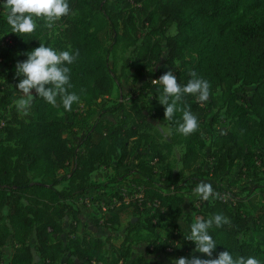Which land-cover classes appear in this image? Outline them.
I'll use <instances>...</instances> for the list:
<instances>
[{"label":"trees","instance_id":"1","mask_svg":"<svg viewBox=\"0 0 264 264\" xmlns=\"http://www.w3.org/2000/svg\"><path fill=\"white\" fill-rule=\"evenodd\" d=\"M69 5L70 15L61 19L64 28L51 40L49 28L42 20L37 21L34 34L24 36L12 33L6 21L7 13L0 20V53L5 58L0 68V108L13 105L22 95L16 88L19 83L16 67L9 60L13 48L20 61L26 60V54L41 43L56 51H69L73 55L79 52L75 63L68 65L73 85L69 92L80 96L71 111L64 109L59 98L54 107L34 96L31 108L37 112L36 117L14 118L8 123L0 117V205L9 206L1 240L5 242L11 237L13 242V252L6 264L150 262L147 254L132 256L127 244L130 233L117 245L112 243V232L99 235L93 231L81 236L68 232L64 225L66 218L81 221L82 210L76 203L83 194L106 186V183L93 182V173L111 167L119 171L134 154L143 158L146 151H141L139 145L145 137L146 143L156 150V156L164 157L154 147L149 132L142 130L150 124V117L168 123L171 141L164 144L168 151L174 143L184 144L180 174L194 171L199 158L205 154L206 139L200 130L187 137L178 132L183 122L182 112L177 111L172 120H165L163 105L152 106L146 100L133 103V98L125 97L107 106L104 114L111 116L96 120L77 145L67 143L64 132L70 126L69 121L77 119L79 103L91 106L95 100L114 92L119 76L110 58L119 47L131 50L133 62L141 66L162 60L166 68L155 74L161 76L170 70L181 86L188 83L192 78L189 73L195 71L211 86L209 103L216 97L215 90L221 88L220 98L235 126L222 128L213 136L209 155L213 165L203 172L227 186L219 187L220 198L200 200L190 212L176 186L172 192H166L164 189L170 186L156 185L148 177L138 180L143 185L144 197L137 201L141 205L136 208L137 213L144 212L142 205L150 199L158 204L153 217L159 216L165 207L172 214V222L177 225L184 222L189 232L196 217L207 220L223 214L231 224L209 230L217 243L214 257L229 251L234 258L255 257L264 264V246L245 238L254 221L264 217L256 218L246 212L244 198L232 189L239 178L256 175L264 166V0H128L127 9L119 10L111 9L108 0L94 3L69 0ZM241 10L244 15L238 17ZM171 26L175 31L168 33ZM106 27L112 32L110 45H104L98 35ZM190 51L197 55L193 64L188 60L192 67L177 66L176 61ZM154 79L151 76L130 90V95L140 91L158 100L163 87L153 85ZM248 87H253L252 93ZM179 107H189L195 113L203 103L196 97L185 96ZM59 169H66L64 175L58 174ZM234 169L238 173L231 176ZM65 181L67 185L58 188ZM257 188L254 186L252 190ZM120 216L121 211L113 213L104 225L119 222ZM133 220L128 227L140 224ZM31 235L34 245L29 242ZM170 247H174V241L169 238L153 239L147 246L150 252L167 257L173 254L168 250ZM35 251L39 252V260ZM0 264L5 263L0 261Z\"/></svg>","mask_w":264,"mask_h":264},{"label":"rangeland","instance_id":"2","mask_svg":"<svg viewBox=\"0 0 264 264\" xmlns=\"http://www.w3.org/2000/svg\"><path fill=\"white\" fill-rule=\"evenodd\" d=\"M91 2L94 3L95 0H91ZM127 2L128 0H108V6L113 10L127 9ZM3 3L4 1H2L1 5ZM6 13L7 11L0 7V20L5 17ZM242 15H244L243 10L239 12L238 17ZM64 26L60 20L54 28L49 29L50 40L57 36L60 29L64 28ZM174 31L175 27L171 26L168 33ZM98 35L104 45L111 44L112 32L108 27L100 31ZM10 53L9 60L16 67L17 62L20 61L19 55L15 52V48ZM196 57V53L190 51L183 59L176 61L177 66L191 68V64L196 61ZM133 59L134 55L131 50H125L122 47H119L111 55L110 63L116 70L119 81L111 95L95 100L91 106H87L83 102L79 103L76 109L78 114L77 119L69 121L70 126L64 132V138L70 146L77 145L79 140L83 139L89 130L92 129L96 120L111 116L109 113L104 114L105 108L118 102V100L120 101L121 98H133V103L146 100L149 105L162 106L159 100H155L150 94H141L138 91L132 92L133 96L130 95V90L141 86L151 76L155 77L154 80H158L160 75H156L155 73L157 70L166 68L164 63L162 60H153L149 64L141 66L133 62ZM188 60H191L192 63L188 64ZM4 61L5 58L0 53V68L4 65ZM247 90L249 93H252L253 87H248ZM221 93L222 89L217 88L215 90L216 97L213 99V102L203 103V107L193 113L197 116L199 130L206 139L205 154L199 158L194 171H184L183 174L179 173L183 168L181 157L185 152L184 144L174 143L171 150L168 151L164 146L165 142L171 141V131L168 123L162 122L155 117H150V126L145 125L142 130L146 129L149 132L151 136L150 140L154 142V147L160 150L164 157L156 156V150L152 149L150 143H146L145 137L139 145L141 151H146V155L143 158L140 159L134 154L119 171L111 167L101 168L94 172L92 176L93 182L106 183V186L102 189H90L78 199L76 204L82 210V219L77 222L72 218H66L64 220L66 230L72 232V234H79L81 236L90 232H95L99 235L110 234L112 232L114 238L112 239V243L117 245L121 244L125 235L130 233L131 240L127 244L130 245L132 256L137 257L147 254L150 258V262L147 264H172V261L175 259L180 257L191 258L192 255L207 258L201 253L194 252L195 244L185 239V235L190 233L188 227L184 222H180L178 225L172 222V214L167 208L162 207L161 214L153 217L156 213L155 206H158V204L148 199L142 205L144 212L142 214L137 213L136 208H141V205L139 206L137 201H140L144 197L143 185L138 180H146L148 177L153 178L156 181V185L163 184V186L171 187L170 189H164L166 192H172L176 186L178 192L185 197V206L190 212H193L194 207L202 200L193 194V189L199 183H210L217 193L220 192L219 187L227 188L226 185H222L203 173L213 165L212 159L209 157L210 152H212L211 142L213 136L222 128H235L233 120L227 115L225 103L220 98ZM36 116L37 112L32 108L28 116L20 115L15 107V103L0 108V117L7 123L14 118L29 120V118ZM210 129L211 132L209 131ZM65 172L66 169L58 170L59 175H64ZM237 173V169H234L231 176H235ZM256 173V175L250 174V176L239 178L237 185L232 189L238 193V197L244 198L246 204L244 210L252 213L257 218L259 215L264 217V195L262 193L264 191V166L260 167ZM66 185L67 182L65 181L60 183L58 188L63 189ZM254 186H258V188L252 190ZM115 202L117 204L113 207ZM8 211V205H0V261L5 264L13 252L11 237H8L5 242L1 240ZM119 211H121L119 222L114 224L108 223V227L105 226L106 219ZM134 217L136 219L133 223L140 222V224L137 227L130 228L128 227L129 222ZM164 238L174 241V247L168 249L170 252H173L171 256L167 257L162 253L155 254L148 250L147 246L151 240H162ZM245 238L256 241L264 246V220L256 219L249 235ZM34 241L31 235L29 242L34 245ZM108 246L110 247V244ZM35 256L37 260L40 259L39 252L35 251Z\"/></svg>","mask_w":264,"mask_h":264},{"label":"clouds","instance_id":"3","mask_svg":"<svg viewBox=\"0 0 264 264\" xmlns=\"http://www.w3.org/2000/svg\"><path fill=\"white\" fill-rule=\"evenodd\" d=\"M7 11L6 21L12 33L19 36L32 35L37 28V21L42 20L45 26L52 29L62 18L69 16L71 8L69 0H4L0 5ZM27 59L16 64V76L19 83L16 88L23 94L14 101L18 113L28 116L34 96L43 98L52 106H57L58 98L65 110L71 111L74 103L80 101V96L69 92L71 83V69L68 65L75 63L79 57L69 51H56L41 43L38 48L28 52ZM192 77L188 83L181 86L172 71L165 72L158 80H152L153 85H162L163 92L158 96L159 103L165 107V120H172L177 111L182 112L183 122L178 126V132L185 137L199 130L197 116L189 107H179L185 96L196 97L198 102H207L210 98V84L198 77L195 71L189 73ZM35 93V95H34ZM159 126V125H157ZM193 194L204 201L220 198L210 183L201 182L194 189ZM231 221L223 214H215L207 220L196 217L190 226V233L185 239L195 244L194 252L201 253L207 258L192 255L191 258L180 257L172 264H260L255 257L234 258L229 251H222L214 257L217 247L216 241L209 230L214 226L221 228L230 225Z\"/></svg>","mask_w":264,"mask_h":264},{"label":"built area","instance_id":"4","mask_svg":"<svg viewBox=\"0 0 264 264\" xmlns=\"http://www.w3.org/2000/svg\"><path fill=\"white\" fill-rule=\"evenodd\" d=\"M7 41H9L10 44L12 43V40H10V39H7Z\"/></svg>","mask_w":264,"mask_h":264},{"label":"water","instance_id":"5","mask_svg":"<svg viewBox=\"0 0 264 264\" xmlns=\"http://www.w3.org/2000/svg\"><path fill=\"white\" fill-rule=\"evenodd\" d=\"M134 220H135V218H134ZM134 220H133V221H134Z\"/></svg>","mask_w":264,"mask_h":264}]
</instances>
